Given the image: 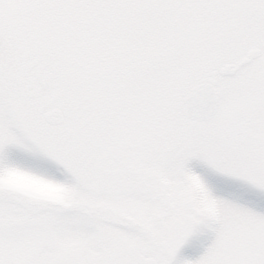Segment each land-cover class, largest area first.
Here are the masks:
<instances>
[{"label": "snow or ice", "instance_id": "6c2138e0", "mask_svg": "<svg viewBox=\"0 0 264 264\" xmlns=\"http://www.w3.org/2000/svg\"><path fill=\"white\" fill-rule=\"evenodd\" d=\"M254 197L264 0H0V264H264Z\"/></svg>", "mask_w": 264, "mask_h": 264}, {"label": "rangeland", "instance_id": "374dc122", "mask_svg": "<svg viewBox=\"0 0 264 264\" xmlns=\"http://www.w3.org/2000/svg\"><path fill=\"white\" fill-rule=\"evenodd\" d=\"M224 194H227V191H225ZM244 202L250 203V206L257 208V210L264 211V197H254ZM213 238L214 235L212 232L208 230H198L181 248L178 259H197L203 254L208 245L211 244Z\"/></svg>", "mask_w": 264, "mask_h": 264}]
</instances>
